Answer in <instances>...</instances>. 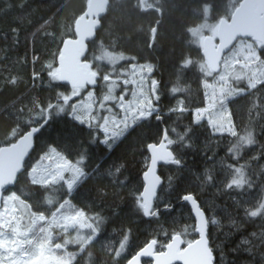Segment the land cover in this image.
I'll return each mask as SVG.
<instances>
[{"label": "trees", "instance_id": "1", "mask_svg": "<svg viewBox=\"0 0 264 264\" xmlns=\"http://www.w3.org/2000/svg\"><path fill=\"white\" fill-rule=\"evenodd\" d=\"M88 2L0 0V148L25 134L22 128L29 118L43 113L46 120L47 114L55 111L62 95L70 90L68 84L58 81L54 71L59 65L61 46L66 40L75 38V22L85 12ZM239 2L107 0L98 29L87 43L83 56V61L97 74L93 94L98 101L109 83L107 76L111 67L103 62V54L131 56L137 63L153 67L157 97H152V103L155 115L163 119L157 120L155 115L144 118L118 138L110 151L99 140L96 143L89 141V136L98 135L95 126L78 124L68 116L54 120L45 129L44 135L49 140H58L60 145L68 146L70 158L75 155L74 149H86L83 162L86 178L76 191L72 204L89 218H102L98 236L77 256L75 264H113L125 235L129 236L126 251L131 254L152 239L149 234L154 230L160 232L159 240L162 241L161 226L170 234L173 230L179 234L194 222L189 205L177 195L185 190L195 195L208 218V230L214 233L211 241L218 264L221 252L223 264H261L264 242L259 235L264 230V221L258 217L244 218L242 207L236 204V201L241 205L245 203L241 193L224 191L219 183L201 185L206 168L213 169L217 180L223 178L219 158L226 157L227 144L235 142L234 138L227 134H212L210 129L203 128L196 134L195 149L179 152L178 134L184 131L190 116L186 114L178 118L175 112L169 111L177 101H182L185 107L195 108L205 100L201 68L204 60L190 30L206 19L207 9L208 19L215 23L229 19ZM258 54L264 65V45L259 46ZM173 88L177 90L175 93ZM229 101L237 130H251L256 139L255 144L243 147L239 160L245 165V174L253 184L250 194H246L250 198L247 203L251 204L259 197L260 185L264 183V81ZM169 125L176 130L177 135L171 138L177 141V152L184 158L185 168L177 174L175 166L159 165L162 184L155 199V207L160 209L159 219L145 218L133 211L134 201L129 190L135 185L142 191V174L146 170L144 158H149L145 145L159 143L160 130ZM89 127L95 130L89 132ZM213 151L215 160L212 159ZM256 152L261 153L259 159H248ZM227 162L233 161L229 158ZM170 175L174 177V190L166 192L164 188ZM50 187L46 193L50 192ZM15 188L25 203L49 209L42 192L34 190L25 174H20ZM64 199H71V195L61 196L59 201ZM165 204H171V209H166ZM50 212L51 209L47 214ZM128 229H131L130 233ZM254 232L255 239L251 236ZM245 238L256 245L252 253L245 251ZM183 239L192 241L191 231ZM162 250L164 248L155 244V251Z\"/></svg>", "mask_w": 264, "mask_h": 264}, {"label": "snow or ice", "instance_id": "2", "mask_svg": "<svg viewBox=\"0 0 264 264\" xmlns=\"http://www.w3.org/2000/svg\"><path fill=\"white\" fill-rule=\"evenodd\" d=\"M15 83V81H12ZM177 90L172 89L175 93ZM230 101L220 100L217 102L215 97L205 98L204 102L195 108L185 107L182 101H177V104L169 109L170 112H175L178 118H182L184 115L190 116L189 123L184 126V131L178 134L179 137V152L186 150H194L196 147V134L200 129L208 128L212 134H227L234 138L235 142L229 141L227 144L226 157L219 158V163L223 165L224 176L222 179L217 180V177L213 174V169L206 168L204 172V179L201 181V185L208 183H219L222 185L223 190L227 192L241 193V199L245 201L243 205L239 201H236L237 207H242L243 216L245 219L251 220L252 218H260L264 221V183H261L259 189V197L256 198L255 203H247L250 200V190L253 187L252 182L247 178L244 171V164H240L241 153L245 144L251 146L256 143L253 137V131L244 129L243 132L237 130V125L233 123L232 111L229 107ZM202 105V106H201ZM43 107V106H42ZM151 107V105H150ZM158 111V109H157ZM147 119L154 116L155 113L149 112L143 114ZM64 116L72 117V113L63 104L58 103L55 106L54 112L47 114V119H44V114H39L36 118H29L28 122L23 125L22 130L26 133V142L28 144L27 150L24 153V158L18 165V171L14 172L11 179L0 182V264H75V261L69 260L71 255L66 251L67 242L63 246L65 251L63 256L56 254L57 250L61 249V245L51 240L52 227L55 224L60 223L57 219L53 220L47 225V227H41L44 221L47 219V212L50 209H44L34 206L31 202H28L25 207V201L20 199V195L16 191V183L20 174H25L29 182L34 185V190L38 192L46 191L52 181H55L58 177H62L65 174V170L71 167L72 176L67 179V182H61L60 188L64 196L71 195V199L65 201L69 208L74 207L72 200L75 197V193L86 178L81 168L76 165L79 161L84 160L85 148L74 149L75 155L69 157L67 148L68 146L60 145L57 141L49 140L45 135V129L51 125L54 120L63 119ZM75 122L83 125L84 121L80 116L72 117ZM157 120L163 118L155 115ZM41 121H43L41 123ZM89 127V132L94 131ZM126 130V129H125ZM97 131L98 135L95 137L89 136L91 143H96L99 140L110 151L114 147L117 138L122 136L124 132L113 131L111 133L112 139L107 138L100 139V131ZM104 131H107L106 129ZM103 134V133H102ZM177 135L176 130L170 125L162 128L158 137L159 143L149 142L145 147L150 152L160 150L158 158L153 155V159L149 162V158H144L145 167L147 170L143 171V190H137L135 185L129 190V194L133 198V211L138 212L145 218L159 219L160 209L155 207V199L158 192V185H161V177L157 174V163L163 161L165 164L175 166L177 174L181 173V169L185 168L184 158L177 152V141L172 139V136ZM219 143V142H218ZM207 149V142L205 144V150ZM261 153L256 152L248 159H259ZM215 152L213 151L212 159L215 160ZM231 158L233 162L229 163L227 160ZM75 161V163L73 162ZM153 171L155 175H150ZM39 174V179L36 178V174ZM31 174V175H29ZM44 177H49L46 180ZM174 190V177H168L167 187L164 191L169 192ZM26 195V194H25ZM179 199L183 202H187L191 205L192 212L195 214L194 222L185 227L179 234L175 230L170 234L166 229L161 230L163 232V240H159L160 232L150 233L152 239L145 241L142 247L129 254L126 249L128 246L129 236L125 235L120 243L119 249L113 258V264H146L152 257L146 255L153 251V245L156 244L158 248H164L169 241L177 238L188 236V232L191 231L193 241L197 244H203L207 255V264H218L215 258L216 249L212 246L211 235L208 230V218L205 215L203 208L198 203L195 195L188 190H185L183 194H177ZM159 199L162 201L163 196L160 195ZM235 199V198H234ZM46 202L49 206L55 207L51 198H46ZM19 206L20 215H17V207ZM164 207L168 210L171 209V204H165ZM83 213H77L76 216L65 215L64 220L79 219ZM25 218L28 219V223H23ZM191 218V217H189ZM102 218L97 216L95 220V229L98 232L100 230L99 221ZM215 222V221H213ZM66 226V225H62ZM93 227V225H89ZM34 228H40L41 234L34 237L31 241L28 240V236L31 234ZM129 233L131 229H128ZM253 239L256 237V233H252ZM261 242H264V230L260 232ZM189 241L185 240V246ZM23 244L28 245V249L22 247ZM55 244V250L51 245ZM245 251L253 252V248L256 245L247 238L243 240ZM219 247V245H217ZM30 249V250H29ZM47 254V256L45 255ZM264 264V253L261 254ZM223 253L221 252V260L219 264H223ZM157 264H164L162 261H157ZM184 264H188L185 260Z\"/></svg>", "mask_w": 264, "mask_h": 264}, {"label": "rangeland", "instance_id": "3", "mask_svg": "<svg viewBox=\"0 0 264 264\" xmlns=\"http://www.w3.org/2000/svg\"><path fill=\"white\" fill-rule=\"evenodd\" d=\"M208 16L207 9L205 12L206 19L190 30L195 45L200 48L205 36H210L215 40L217 37L219 22L210 21ZM259 46L258 42H253L250 39H238L231 50L225 54L217 74H212L206 63L203 62L201 68H203L206 78L203 81L206 97L214 96L217 102L222 99L229 101L232 97L244 93L246 89L252 88L258 82L264 81V65L258 54ZM103 57V62L110 65L111 70L107 76L109 83L100 99L96 100L93 94L95 87L92 86L85 92L83 89H71L62 95L57 104L63 103L72 113V117L80 116L84 121L83 125L95 126L101 132V139L111 140L113 131L126 134L144 119L143 114L155 113L152 97L154 99L157 97L156 86L154 87L156 82L152 78L153 67L149 64L137 63L135 58L122 54L104 53ZM54 76L58 77V69L54 71ZM105 129L107 131H104ZM118 138L120 139L121 136ZM73 162L75 163V161ZM83 162L84 160L79 161L76 166L81 168L84 173ZM71 176L72 169L69 167L65 170L64 176L58 177L50 183L52 188L50 187V192L45 197V204L51 209V212L47 214V219L41 227H47L53 218L60 221V223L53 225L51 230V240L61 245V249L57 250L56 254L58 256L64 255L63 246L67 242L66 251L71 254L68 258L70 261H75L77 256L94 242L100 230L96 231L94 219L87 217L82 211L74 207L69 208L65 203L68 199L59 201V198L64 196L60 184L62 181L66 183ZM36 178H40L38 173ZM44 179L50 178L44 177ZM46 198H51L55 207L49 206ZM26 205L27 203H25V207ZM77 213H83V215L75 220L63 219L66 214L76 216ZM17 215H20L19 206L17 207ZM28 222L27 218L23 221V223ZM89 225H93V227L90 228ZM40 234V228H34L28 236V240L31 241ZM22 247L28 249L27 244H23ZM51 247L55 250V244ZM45 255L47 256V254Z\"/></svg>", "mask_w": 264, "mask_h": 264}, {"label": "water", "instance_id": "4", "mask_svg": "<svg viewBox=\"0 0 264 264\" xmlns=\"http://www.w3.org/2000/svg\"><path fill=\"white\" fill-rule=\"evenodd\" d=\"M107 4V0H89L85 12L75 22V38L66 40L61 46L58 78L70 87L83 88L94 85L95 74L82 59L87 43L95 36L99 19L105 12ZM238 38H250L264 44V0L240 1L229 20H220L217 42L210 36L204 38L201 54L213 73L219 71L224 54L231 49ZM25 137L26 133L13 144L0 148V182L11 179L14 172L19 170L18 165L23 160L28 147ZM159 152L160 150H155L154 153L148 150L149 162L153 159V155L158 158ZM161 164L165 163L163 161L157 163V174L158 166ZM155 174V171L150 173V175ZM157 187L159 189L160 185ZM188 205L191 208L189 203ZM192 215L195 219L193 212ZM183 244V239L177 235V238L168 243L164 252L155 253L154 244L153 251L146 255L152 257V264H157V261H162L164 264H184L185 260L188 264H207V255L202 243L197 244L193 241L182 248Z\"/></svg>", "mask_w": 264, "mask_h": 264}, {"label": "clouds", "instance_id": "5", "mask_svg": "<svg viewBox=\"0 0 264 264\" xmlns=\"http://www.w3.org/2000/svg\"><path fill=\"white\" fill-rule=\"evenodd\" d=\"M253 137L255 139V135L254 134H253ZM255 141H256V139H255ZM248 146L249 145H247V144L244 145L245 148H247ZM46 195H47V193L45 191H42V198L46 197ZM213 223H215V222H213Z\"/></svg>", "mask_w": 264, "mask_h": 264}]
</instances>
